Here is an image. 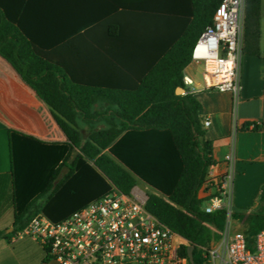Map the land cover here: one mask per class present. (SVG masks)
Returning <instances> with one entry per match:
<instances>
[{"label": "trees", "instance_id": "1", "mask_svg": "<svg viewBox=\"0 0 264 264\" xmlns=\"http://www.w3.org/2000/svg\"><path fill=\"white\" fill-rule=\"evenodd\" d=\"M221 1L145 0L143 10L161 17V55L128 90L74 85L25 30L20 13L0 7V55L50 107L67 137L64 143H45L10 131L14 229L0 232V239L23 230L39 211L60 222L108 194L111 184L129 194L141 181L156 191L148 195L147 210L185 239L182 256L193 247L194 264H203L200 248L220 241L227 214L201 209L198 192L216 161L200 121V102L176 91L186 88L192 48ZM263 6L264 0H245L243 55H262ZM98 101L108 102L109 117L94 109ZM232 216L246 226L252 244L264 229V186L257 210Z\"/></svg>", "mask_w": 264, "mask_h": 264}, {"label": "crops", "instance_id": "2", "mask_svg": "<svg viewBox=\"0 0 264 264\" xmlns=\"http://www.w3.org/2000/svg\"><path fill=\"white\" fill-rule=\"evenodd\" d=\"M144 1L0 0V7L9 14L20 13L25 30L55 57L74 85L128 90L161 55V17L154 10L145 12ZM261 31L262 55H243L241 59L236 108L230 93L204 88L199 65L192 62L184 75L194 85L180 93L194 95L202 106L200 121L216 161L209 175L226 172L225 157L235 153L236 175L230 198L233 212L257 210L264 186V6ZM126 99L129 96L122 102ZM94 109L107 117L111 114L106 101H98ZM206 120H210L208 127ZM10 131L45 143L67 142L50 107L0 55V232L6 234L13 232L15 215ZM66 171L64 167L62 174ZM44 202L45 198L39 204ZM0 264L59 263L49 259L38 243L17 232L10 239H0Z\"/></svg>", "mask_w": 264, "mask_h": 264}, {"label": "built area", "instance_id": "3", "mask_svg": "<svg viewBox=\"0 0 264 264\" xmlns=\"http://www.w3.org/2000/svg\"><path fill=\"white\" fill-rule=\"evenodd\" d=\"M244 15L245 0H222L191 54L192 63L203 66L204 88L230 93L235 108L241 88ZM184 84L191 87L194 82L185 76ZM204 125L208 127L210 120ZM225 161L226 172L208 174L198 198L204 213L225 211L228 221L233 213L234 151ZM147 200L148 194L138 187L125 194L112 186L108 194L60 222L39 211L19 236L38 243L59 264H190L181 254L185 239L147 210ZM200 251L203 264H264V229L250 244L243 231H232L226 224L220 241Z\"/></svg>", "mask_w": 264, "mask_h": 264}, {"label": "rangeland", "instance_id": "4", "mask_svg": "<svg viewBox=\"0 0 264 264\" xmlns=\"http://www.w3.org/2000/svg\"><path fill=\"white\" fill-rule=\"evenodd\" d=\"M202 72H203V66L199 65L198 75L200 78H202ZM137 187L142 189L148 195L156 193L155 190H153L151 187L147 186L146 184H144L140 181L137 183ZM226 224L230 227V229L232 231H244L246 229V226L242 222L235 219L233 216L231 218H229V220L226 222Z\"/></svg>", "mask_w": 264, "mask_h": 264}, {"label": "water", "instance_id": "5", "mask_svg": "<svg viewBox=\"0 0 264 264\" xmlns=\"http://www.w3.org/2000/svg\"><path fill=\"white\" fill-rule=\"evenodd\" d=\"M182 92H185V89L184 88H178L177 91H176V93L178 95H180V93H182ZM193 250H194V248L193 247H190L188 249V253H187V256H188V259L190 261V264H194Z\"/></svg>", "mask_w": 264, "mask_h": 264}]
</instances>
